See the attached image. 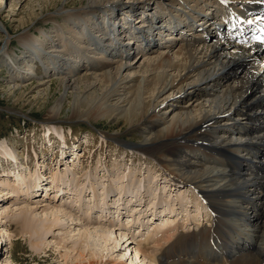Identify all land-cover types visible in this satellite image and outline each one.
<instances>
[{"label":"bare ground","instance_id":"bare-ground-1","mask_svg":"<svg viewBox=\"0 0 264 264\" xmlns=\"http://www.w3.org/2000/svg\"><path fill=\"white\" fill-rule=\"evenodd\" d=\"M251 1L232 0L230 5L259 7ZM216 5H221L219 0H88L79 8L62 5L59 12H55L60 14L62 22L54 18L52 31L41 28V34L36 37L26 30L19 38L26 48L20 59L10 54L11 33L8 30L2 33L4 44L0 61L16 71L11 75L16 85L37 75L34 73L36 63L45 68L44 78L56 76L60 80L63 93L51 110L53 117L60 114L63 102L71 95L74 112L84 109L88 116L130 123L145 137L131 147L152 156L157 165L168 172L165 173L168 183L183 184L184 187L178 186L179 191L180 187H187L181 193L186 194L188 185H193L196 196L202 197L212 212L210 225L184 231L185 221L190 217L182 216V223L171 220L180 212L174 208L178 205L176 199L171 200L167 195L162 202L168 206L164 210L170 214L160 226L149 223L150 227L156 226L157 234L139 242L134 235L130 237L126 232L117 231L124 192L118 190V196L114 195L115 206L111 208H116V212H113L109 211V202H105L108 189L100 193L99 200H104L101 207L98 205L101 215L89 223L95 231H90L91 227L81 230L75 227L77 224L71 230L74 214L69 216L72 221L68 226L69 237L76 235L77 230L80 235L83 232L80 248L66 245L67 252L63 254L66 257L72 254L77 261L73 264H104V257L109 253L107 245L111 242L114 247L110 252L126 243L131 264L135 261L157 264V254L167 257L161 264H264V46L252 41L240 42L233 33L229 34L224 25L233 24L226 20L227 9L219 16ZM172 17H177L176 25L170 22ZM118 19L123 24L117 22ZM202 22L207 24L205 29L198 27ZM181 24H184L182 30L179 29ZM133 52L137 54L130 58ZM23 62L27 69L19 75L18 65ZM39 86L38 91L47 92L41 91ZM45 133L47 136L39 140L42 146L53 152L62 150L60 158L66 159V149H62L66 135L51 137L50 131ZM0 152L17 161L12 168L9 163H5V167L1 164L7 176L0 180L3 191L16 194V198L21 193L37 194L43 179L33 185L30 182L26 190L22 189L25 172L17 169L23 166L18 162L19 153ZM128 169L123 164H115L109 176L111 179L117 176L122 183L128 177ZM60 174L57 172L54 177L63 175ZM155 176L150 178L153 188L160 182L152 181ZM110 177L103 180L109 181ZM56 187L57 196L65 192L68 195L61 185ZM81 190L74 197L76 203L87 200ZM91 202L87 201L85 207L91 208ZM190 202H183L180 207L188 209ZM155 205L153 202L151 207ZM37 206L34 203L29 208L18 206L23 220L19 227L12 228L16 236L23 232L37 233L39 240H32L31 246L44 251L50 247L45 235L54 231L63 208L60 204H50L54 218L36 220L30 214ZM199 208V204L196 205V209ZM8 210L0 212V216ZM115 219L118 220L111 221ZM136 219L139 222L140 216ZM107 221L112 222L103 226L108 231L100 229L102 222ZM127 223L131 225V221ZM6 231L0 227V237ZM99 235L104 242L101 250H91V239Z\"/></svg>","mask_w":264,"mask_h":264},{"label":"rangeland","instance_id":"rangeland-1","mask_svg":"<svg viewBox=\"0 0 264 264\" xmlns=\"http://www.w3.org/2000/svg\"><path fill=\"white\" fill-rule=\"evenodd\" d=\"M87 3L88 0H0V26H2L0 28V49L4 44V35L2 33L8 30L12 36V41L9 45V48L12 50L10 54L13 58L15 56L20 59L24 56L22 53L26 48L24 45H21L19 38L26 30L33 33L36 37L41 34V28L46 32H50L55 26L53 21L54 18L62 22L60 14H55V12H59L58 10H60L62 5H64V8H79L80 6H85ZM152 6H155V4L153 3ZM33 11L35 12L32 13ZM108 22L110 25V21ZM117 22L123 24L120 19H118ZM115 27L118 28V26ZM136 54L137 53L133 52L130 58H134ZM35 66L37 68L34 67L36 68L34 73L37 75H34L33 78L24 81L22 84L16 85L13 78H11V75L16 71L11 68L10 65L0 61V151L11 153V155L14 154V151L19 153L17 155L20 156L18 162H22L23 166L17 169H22L25 172L23 175L24 178L22 177V189L26 190L27 184L30 182H32L31 185H33V182L43 179L37 194H35L36 192L30 195L21 193L18 195L19 198H16V194L14 193H7V190L3 191L4 188L0 186V212L9 209L8 212L0 216V224H3L0 227L5 230L7 229V233L5 232L4 236L1 235L0 237V264H73L77 262L74 257H72V254L70 257L63 255L67 252L66 245L80 248L82 242L81 237L83 232H81L80 235L79 230L76 231L78 232L76 235L71 238L69 237V223L73 221L71 224L72 226H70L72 227L71 230L74 228V225L77 224L75 227L81 230H85L86 227H91L92 229H90V231H95L89 223L101 215L100 207L104 200H99L102 197L100 193H105L108 189L109 191L107 194L109 195H104L106 197L105 202H109V211L113 212L116 210V208H111L115 206L113 204L115 197L118 196L120 190L124 192V194L122 193L123 203L120 206V211L124 213H121L122 216H120L121 219L117 231L126 232L130 237L133 235L134 237L137 236L135 238H137V240L139 239V242L143 241L147 236L155 237L157 234L154 230L156 226H160L163 222V219L159 218V214L168 212L164 210L168 206H164L165 203L162 202V199L167 195H170L171 200L173 198L176 199L174 200L178 205H175L174 208L180 212L171 220L175 219L182 223L181 217L187 214L190 218L185 222V229L193 228V226L197 224L201 225L197 228L211 224L209 220L212 212L205 201L202 200L203 198L201 199V197L196 196L197 194L194 193L196 191L193 185H188V190L186 192V194H188L187 196L185 193H181L187 189V187H180L179 191L178 186L184 187L183 184L181 185L179 181H176L178 184H174V182H172L173 184L171 182L168 183V178H165V173L167 174L168 172H166L165 169L163 170L161 166L159 167L157 161L152 156L145 152H139L134 149V147H131L133 144L144 141L145 137H143V133L135 131L130 123H125L122 119L107 120L105 117L103 118V116L98 118H96L95 115L88 116L84 109H76L77 111L74 112V105H71L74 99L71 95L63 102L60 114L53 117L51 110L62 98L63 88L61 82L56 76L44 78L43 72L45 68H43L40 63H36ZM26 69L25 62H23L22 65H18V74L21 75ZM38 86L41 88V91L44 89L47 92L38 91ZM47 131H50L51 137H60V134L66 135L65 141L61 139L63 144H65L62 149H66V159L62 160L60 158L62 150H55V152H53V150L50 151L47 147L42 146L39 140L43 135L47 136L45 133ZM56 140H58V144L61 143L59 138H56ZM70 145L71 147H67ZM4 147L5 149H3ZM59 148L58 145L57 149ZM74 149L77 151L73 153ZM33 150L42 151L40 157L38 154L35 157L34 161L36 164H34L33 161L30 162V156L34 154ZM58 151L60 154L56 156ZM76 155L78 158L80 156V158L78 159ZM60 160L63 162L60 163ZM2 163L4 167L5 163H9L12 168L17 165V161L15 159L11 160L9 156L0 152V180L7 177L4 175L5 169L1 168ZM115 164H123L124 167L126 166L129 168V171L126 173L128 177H126L123 182L121 181L122 183L119 182L120 180L117 176L113 179L109 176ZM46 168H49L48 171L45 170ZM130 170H132V172ZM57 172L63 174V177H54ZM44 173H46L45 178L43 177ZM118 173L119 176L122 175L120 171L117 172V174ZM154 173L156 176L152 181L157 183L158 181L160 182L159 184H155L158 186L153 188L154 184H151L150 178L152 175H155ZM105 177H110V180L104 181L103 179ZM57 184L61 185L65 189L64 191H68V195L66 194L67 192H65V195L62 194L58 199L57 193L59 191H57ZM105 184H108V186ZM111 185L112 187H110ZM166 186L168 187L166 188ZM117 187L118 189H116ZM175 187H177V189H175ZM30 189L32 190L34 188L32 187ZM112 189H114V191ZM80 190L82 197L87 200L85 199L86 201L82 200L83 202L76 203L74 202V197L77 196L76 194L79 193ZM5 193L8 195H5ZM98 194L100 195L98 196ZM54 196L57 197L53 199ZM155 197H157V199ZM89 200L92 201L91 204L93 208H89L88 205L85 207ZM188 200L191 201L188 203V209L180 207L183 202H188ZM153 202L156 203L155 208L151 207ZM32 203H34L35 206L39 205L35 210L32 208L33 211L30 214V216H33L36 220L47 216H50L49 218H54V214L51 211L52 208L50 209V204L53 205V203L62 205L61 208H63L62 210L64 211L59 214L61 220L59 219L60 221H58V225L55 227L54 231H49L45 235L50 242V247L44 249V251L39 249L35 250L31 246L30 242H32V240H39L37 233H33L35 234L33 235L31 232H23V234L19 233L17 236L15 232L13 233V229L19 227L20 222L23 220V212L18 206L27 208L28 206H32ZM139 204H144L146 206ZM198 204L200 210L196 209V205ZM98 205L100 207H98ZM48 206L49 208L47 210L49 212L43 209ZM16 207L18 210L13 209ZM72 208L74 210H72ZM151 211L153 214H149ZM72 213L74 216L71 221L69 216ZM138 216H140L139 222L137 221L138 219H136ZM87 220H89V222ZM117 220L111 221L116 222ZM206 220L207 223L205 224ZM129 221H131V225L133 224V227L130 229L125 226ZM151 221L155 222L152 223ZM85 223L87 225H85ZM102 223V225L100 224L101 226L99 225V228L108 231L107 227L104 228L103 226L112 222L107 221L106 223ZM149 223L153 225L155 223L158 224H155L156 226L153 228L150 227L152 225H149ZM140 225H142V227H138ZM10 227L14 228L10 230ZM16 231L18 230L16 229ZM184 231H188V229ZM100 236L101 235L94 236V238L91 239L92 244L89 246L91 250H101L100 247H102L104 242L102 236L101 238H97ZM125 244L124 242L123 244L121 243L113 249V252H110V249L114 247V243L111 242V244L107 245L109 246V253L104 257V264L106 261L107 264H117L119 262L120 264H131L132 258L130 250L127 247L125 248ZM167 245H169V243ZM149 247L153 249L154 245H150ZM160 255L157 254V260L159 259L157 264L163 263L167 258ZM134 264H138V262L135 261Z\"/></svg>","mask_w":264,"mask_h":264}]
</instances>
